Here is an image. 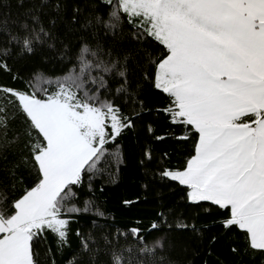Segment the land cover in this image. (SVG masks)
<instances>
[{
    "label": "snow or ice",
    "instance_id": "1",
    "mask_svg": "<svg viewBox=\"0 0 264 264\" xmlns=\"http://www.w3.org/2000/svg\"><path fill=\"white\" fill-rule=\"evenodd\" d=\"M103 3L111 9L107 21L93 13L85 15L75 5L67 18V0H32L23 13L24 21H13L18 24L16 31L10 30L6 21L0 23V37L6 34L9 45L0 42V71L11 72L7 59L14 52L21 58L35 55L41 45L65 58L68 46L57 49V44H63L54 32L58 24L66 26V35L74 29L111 30L126 16L127 24L135 29V40L151 37L166 49L149 61L154 71L145 73V79L170 98L169 106L158 111L164 112L171 124L184 126L185 134L175 139L187 140L189 132L197 137L193 154L181 168H165L161 177L186 186L188 201H208L227 210L224 228L236 226L244 233L248 248L264 252V0ZM44 17H48L47 26ZM105 55L112 56V52L82 43L75 56L79 72L45 80L52 91L31 85L39 73L29 80L32 91L0 85V158L23 136L21 151L26 154L13 164L11 175L24 164L31 165L37 177L34 186L12 201L10 211L0 209V264H40L34 242L45 232L56 237L58 247L67 244L71 214L89 210L88 202L83 209L69 206L76 195L73 186L83 183L85 173L91 180L99 170L106 144L136 128L132 116L123 114L114 100L101 99L102 90L109 89L105 74L121 81L117 95L132 98L129 56L104 59ZM19 78L12 76L13 80ZM38 91L45 96H38ZM10 107L14 109L11 113ZM17 117L24 125L21 132L10 128ZM147 132L158 141L166 138L155 135L150 124ZM143 156L151 161V148L146 146ZM6 200L0 192V202ZM158 216L164 217V213ZM159 227L156 222L151 225L152 229ZM176 227L198 231L194 224L181 222ZM128 233L143 243L138 249L142 256L154 257L155 250L164 247L161 239L149 245L138 227ZM77 235L81 236L82 255L89 258L73 257L68 264H96L99 250L91 247L90 237ZM104 240L107 244L108 238ZM132 251H112L110 264H146L133 258ZM159 264H164L163 258Z\"/></svg>",
    "mask_w": 264,
    "mask_h": 264
},
{
    "label": "trees",
    "instance_id": "2",
    "mask_svg": "<svg viewBox=\"0 0 264 264\" xmlns=\"http://www.w3.org/2000/svg\"><path fill=\"white\" fill-rule=\"evenodd\" d=\"M31 5L32 0H23V4L21 0H0V23L6 21L9 29L16 31L18 24L14 25L13 21L23 22V13ZM74 5L79 6L85 15L93 13L106 21L109 19L111 9L103 0H67L66 17L69 19ZM47 19L44 17L46 26ZM134 31L127 24L126 16L111 30L74 29L66 35V26L58 24L54 32L60 36L63 44H57V49L68 46L65 58L60 59L57 51L41 45L35 55L26 54L21 58L14 52L12 58L7 59L11 72L0 71V85L32 91L29 80L34 73H39L36 79L31 80V85L36 90L46 87L52 91L51 85L44 83L45 80H54L70 71L79 72L75 56L82 43H89L93 48L99 45L105 53L111 51L112 56L105 55L104 59L129 56V91L132 98L117 95L115 90L121 81L105 74L109 89L102 90L101 99L114 100L123 114L132 116L136 128L126 130L115 141L106 144L105 155L98 164L99 170L91 180L88 179L89 174L85 173L83 183L73 186L76 195L70 199L69 206L83 209L88 202L89 210L71 214L68 242L62 247H58L56 237L50 231L34 242L40 264H68L73 257L88 259L82 255L81 236L77 232L84 238L90 237L91 247L99 250L95 257L96 264H110L112 251L120 252L128 248L133 249V258L146 261V264H159L160 258H163L164 264H264V252L248 248L240 229L236 226L224 228L222 221L228 215L227 210L208 201L194 204L187 200L186 186L161 177L160 173L165 168H181L193 154L197 137L189 132L187 140L174 138L185 134L184 126L171 124L166 114L158 111L169 106L170 98L155 89L150 79H145V73L154 71L149 67V61L160 57L166 49L151 37L138 42L133 38ZM6 40V34L0 37L4 47L9 46ZM13 75L20 78L13 80ZM38 96L42 98L45 93L38 91ZM12 111L14 109L10 107L9 112ZM134 112H138L139 116H133ZM149 124L155 129V135H165L166 138L158 141L149 135ZM23 127L20 117L10 125L16 132H21ZM12 134L10 131L9 138ZM23 143L21 136L20 143L8 147L3 153L4 158H0V192L7 196L6 201L0 202V209L6 212L11 210L12 201L19 198L25 189L34 186L37 180L31 165L20 164L15 175H11L13 164L26 154L21 151ZM146 146L152 150L151 161L143 156ZM141 160H144L143 164ZM124 201L134 203L126 205ZM161 212L164 217L158 216ZM153 222L160 227L152 229ZM181 222L196 225L198 231L194 232L191 227H176ZM133 227L140 229L141 236L149 245L161 239L164 247L156 249L154 257L142 256L138 249L143 247V243L128 233ZM105 237L108 238L107 244ZM233 248L237 251L233 252ZM124 255L128 257L129 253L125 251Z\"/></svg>",
    "mask_w": 264,
    "mask_h": 264
}]
</instances>
